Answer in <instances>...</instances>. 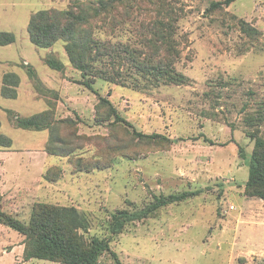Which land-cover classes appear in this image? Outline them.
I'll return each instance as SVG.
<instances>
[{
	"label": "rangeland",
	"instance_id": "1",
	"mask_svg": "<svg viewBox=\"0 0 264 264\" xmlns=\"http://www.w3.org/2000/svg\"><path fill=\"white\" fill-rule=\"evenodd\" d=\"M222 1L0 0V33L14 38L0 46V133L12 141L0 210L28 224L37 204L74 208L80 235L111 237L97 264H264V200L245 192L252 135L264 140V0L209 9ZM40 11L84 17L74 38L92 42L90 75L71 64L72 40L30 42ZM38 114L46 129L17 127ZM198 190L109 233L118 211ZM28 243L0 225V264H58L26 261Z\"/></svg>",
	"mask_w": 264,
	"mask_h": 264
},
{
	"label": "trees",
	"instance_id": "2",
	"mask_svg": "<svg viewBox=\"0 0 264 264\" xmlns=\"http://www.w3.org/2000/svg\"><path fill=\"white\" fill-rule=\"evenodd\" d=\"M235 1L212 2L209 9L227 7ZM83 22V16L75 15L70 11L62 13L40 11L33 16L28 26L30 42L39 48H48L59 39L72 40L66 46L71 64L82 73L83 77L90 75V72L94 69L92 64L95 61L94 48L90 44L92 42L82 41L80 43L74 38L75 29ZM13 42L12 35L0 33V46H7ZM98 55L101 54L98 53ZM45 64L53 71L59 72L63 69L62 63L55 59H47ZM182 79L183 76L181 75L175 77L178 82ZM92 83L91 80L85 81L84 85L91 88ZM14 84H17V78L15 77ZM3 97L14 99L15 95H6L5 89L3 90ZM102 101L111 107L109 101ZM112 111L114 112L113 109ZM115 117L118 121L125 123L117 114H115ZM262 117L264 118V114ZM46 118L47 115L38 114L28 118L16 117L14 119L20 129L42 131L49 125ZM138 135L152 140L161 138L160 135L156 134L151 136ZM252 139L254 148L247 164L249 175L245 183V192L248 197L264 200V140L255 135H252ZM11 146V139L0 133V148L9 149ZM242 152V149H240V157ZM199 194L200 190L170 194L158 197L151 204L134 212L118 211L111 216L109 233L112 236L119 235L127 225L149 218L161 208L184 202ZM0 225L26 237L29 241L25 251L26 261L38 260L58 264H97L103 254L110 252L111 237L93 236L86 239L79 234L80 231H88V223L74 208H59L37 204L32 210L28 224L22 223L0 210ZM113 256L116 257L114 254ZM117 264H120L118 260Z\"/></svg>",
	"mask_w": 264,
	"mask_h": 264
},
{
	"label": "crops",
	"instance_id": "3",
	"mask_svg": "<svg viewBox=\"0 0 264 264\" xmlns=\"http://www.w3.org/2000/svg\"><path fill=\"white\" fill-rule=\"evenodd\" d=\"M5 159H6V157H5ZM0 161L1 162H4V160L2 158H0ZM2 167H4V165L2 163H0V169L4 170ZM4 172H5V175H6V173L9 174V171L8 170L7 171H4ZM4 172H1V170H0V178L1 177H4Z\"/></svg>",
	"mask_w": 264,
	"mask_h": 264
}]
</instances>
